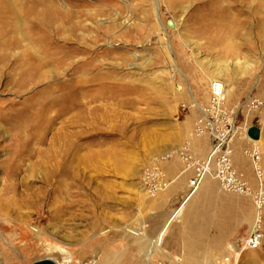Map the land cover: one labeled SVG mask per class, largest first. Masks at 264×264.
<instances>
[{
    "label": "rangeland",
    "instance_id": "obj_1",
    "mask_svg": "<svg viewBox=\"0 0 264 264\" xmlns=\"http://www.w3.org/2000/svg\"><path fill=\"white\" fill-rule=\"evenodd\" d=\"M51 1L59 12L75 15L69 24L74 32L53 31L46 38L55 58L68 54L58 76L32 80L21 65L23 52L39 46L22 15L19 46H0V264H143L130 263L131 253H143L142 246L130 247V201L148 194L142 184L147 167L178 157L190 133L198 136L202 112L221 129L235 115L231 156L233 143L243 141V157L253 165L256 151L264 178V0L232 9L213 0ZM80 64L85 112L81 126L68 129L82 143L79 174L47 187L35 166L29 189L21 187L22 173L12 179L9 171L38 163L32 149L47 146L36 139H50L45 126L53 120L55 130L69 117L54 120L48 107H29L47 96L49 86L74 78ZM95 75L103 77L92 81ZM214 81L225 94L219 103ZM201 126V135H210L205 120ZM251 126L261 130L258 141L246 136ZM74 151L65 162L76 164ZM12 184H18L15 194L8 190ZM50 203L66 210L58 223L50 219ZM156 248L154 255L160 254ZM209 264H264V241L258 250L243 251L239 241Z\"/></svg>",
    "mask_w": 264,
    "mask_h": 264
},
{
    "label": "crops",
    "instance_id": "obj_2",
    "mask_svg": "<svg viewBox=\"0 0 264 264\" xmlns=\"http://www.w3.org/2000/svg\"><path fill=\"white\" fill-rule=\"evenodd\" d=\"M187 141L191 155L202 160L209 152L212 137L195 136L192 131ZM232 146L233 167L255 190L257 180L253 165L242 154L245 143L238 140ZM158 166L165 173L168 187L155 195L141 192L133 197L132 204L130 201V247H143L138 258L130 252V263H214L221 258L224 249L245 237L254 216L250 196L223 192L211 176L205 177L198 190L188 196L193 169H187L174 154L159 161ZM164 227L158 246L160 254L154 255L152 249H157L154 241Z\"/></svg>",
    "mask_w": 264,
    "mask_h": 264
},
{
    "label": "bare ground",
    "instance_id": "obj_3",
    "mask_svg": "<svg viewBox=\"0 0 264 264\" xmlns=\"http://www.w3.org/2000/svg\"><path fill=\"white\" fill-rule=\"evenodd\" d=\"M213 1L215 6H218L220 3H222L225 4L226 8L232 9L236 7L238 4L252 5L258 0H213ZM59 7L62 8V6ZM21 15L28 22L29 34L31 36H36V40H37L36 43H38L39 45L38 48L34 47L32 51L30 50L31 52H28L27 50L23 52L21 65L26 67V71L28 72L27 74L30 75V77H32V80L35 79L37 81H43L48 77V75H51L50 77L54 79L53 77H56L58 76V74L61 73V71L59 73L60 67L66 64L67 59L64 57H68V54H64L63 57L60 58L58 57L55 58L57 51L55 50L53 51L50 48H48L49 46L47 44L48 43L47 36L53 31H55L58 36L61 34L63 35V33H65L66 31H69L70 33L74 32L75 26L73 27L69 26V24L73 22L72 19H75L74 13L70 11L63 13L59 12L51 0H0V25H1L0 38L3 40L2 41L3 44H0V46L3 48L5 47L6 50H12L19 46V42L21 38V33L19 32V30L21 25L18 24V22L20 20ZM5 38H7V40ZM69 64L71 63L69 62ZM83 69L84 67L82 64L75 66L74 78L71 79L69 78L70 80H66L64 81V83L59 85L49 86L48 88H46L47 96H45V98L35 101L33 100V102L31 103L29 109L38 112L42 111V109L44 108L47 109L48 107L47 110L49 113L52 114V118L54 120L55 118L59 119L61 115L62 116L69 115V117L67 118L64 117V119L62 120L63 121L62 126H60V128H56L55 129L56 132L53 128L54 127L53 120L51 122V125L49 124L50 126L49 125L45 126V129H43V131L46 132L47 130V135L51 131L50 139H44L45 136H43V134H42L43 138L42 137L38 138L36 136L38 138L36 139V141H38L39 144L41 145L46 144L47 146V148L44 149H37L38 147L37 148L34 147L32 149L33 150L32 155L29 153L30 157H36L37 159L38 157L40 158L38 163L36 164L33 163L32 164L33 166L28 165L24 169H22L23 164L21 165V167L14 166L9 171L12 179L19 177V175L22 173L23 176H21L18 179L19 186L21 187L26 186V189H29V187L26 185V181H28V179L32 178V175H34L35 166L37 170L42 173L41 174L42 177L40 180L47 187L52 186L53 181L54 183L59 184L58 182H56L57 181L56 179H62V178L75 179V177L79 174V172L77 171L79 170L77 166L78 164L76 162L79 161L80 157L77 151L82 147V143H80V139L76 137L78 132L70 133L68 132V129L81 126L80 121L83 120L85 111L83 105L84 93L82 92V88L87 84V80L85 79L83 74H81V71ZM102 77L103 76L95 75L92 81L99 80ZM105 78L110 79L109 76ZM214 83L217 85V87L214 88L213 94L215 95L217 100L220 101L224 100L225 94L223 92V86L216 81H214ZM202 111L203 110H201V112ZM201 114H202L201 116L205 118L204 113L202 112ZM72 138H75V141H73ZM69 150H75L74 151L75 155L73 160L76 164L74 163L71 164L68 163L69 161L68 162L64 161V159L66 158V154H68ZM18 184L9 185L8 190L13 194H15L17 192L16 186ZM12 200L13 203L16 202L15 196L12 197ZM25 203H27L28 205L30 204L28 202ZM31 204L34 203L31 202ZM3 211L8 212V208L3 207ZM65 211H63L62 207L60 206L55 207V203L54 204L50 203L49 213H50L51 221L58 223L60 219L63 217V215L66 214ZM127 232L130 233V229L127 230ZM160 236L161 235H159L158 238L154 241V248L159 246Z\"/></svg>",
    "mask_w": 264,
    "mask_h": 264
},
{
    "label": "built area",
    "instance_id": "obj_4",
    "mask_svg": "<svg viewBox=\"0 0 264 264\" xmlns=\"http://www.w3.org/2000/svg\"><path fill=\"white\" fill-rule=\"evenodd\" d=\"M215 87L217 85L213 83L211 85L212 94ZM213 96L215 97L214 94ZM214 101L220 102L217 98ZM215 106L213 108L217 110L218 106ZM202 120L206 121L212 137V143L207 156L202 160L194 158L189 151L188 142H185L177 152L178 158L184 166L187 169H193V176L188 181V196L198 190L203 179L207 176L213 177L223 192L250 196L253 202L254 216L251 227L240 241L241 250H258L262 247L264 241V178L258 163V154L256 151H253L251 154L257 180L256 189L252 190L245 177L233 167L231 162L230 144L233 140L235 115L227 122L228 125H226L225 129L219 128L216 125V119L210 120L206 115L205 118L202 116ZM202 120L196 126L195 132L198 136L204 130L203 126H201ZM142 184L148 194L155 195L164 191L168 187L169 182L166 179L165 173L155 164L144 170ZM235 255L238 254L235 253ZM228 259V257H225L223 260L226 262Z\"/></svg>",
    "mask_w": 264,
    "mask_h": 264
},
{
    "label": "water",
    "instance_id": "obj_5",
    "mask_svg": "<svg viewBox=\"0 0 264 264\" xmlns=\"http://www.w3.org/2000/svg\"><path fill=\"white\" fill-rule=\"evenodd\" d=\"M260 134H261L260 128H258L257 126H251L246 130V136L252 141H258L260 139ZM33 264H55V263L50 260H42L35 262Z\"/></svg>",
    "mask_w": 264,
    "mask_h": 264
}]
</instances>
